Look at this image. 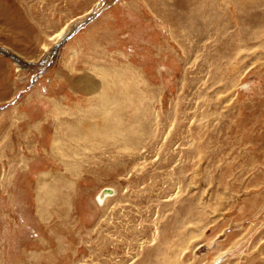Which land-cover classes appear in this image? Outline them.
<instances>
[{
    "label": "rangeland",
    "instance_id": "1",
    "mask_svg": "<svg viewBox=\"0 0 264 264\" xmlns=\"http://www.w3.org/2000/svg\"><path fill=\"white\" fill-rule=\"evenodd\" d=\"M0 264H264V0H0Z\"/></svg>",
    "mask_w": 264,
    "mask_h": 264
},
{
    "label": "bare ground",
    "instance_id": "2",
    "mask_svg": "<svg viewBox=\"0 0 264 264\" xmlns=\"http://www.w3.org/2000/svg\"><path fill=\"white\" fill-rule=\"evenodd\" d=\"M65 32L63 31V32H61V33H59L58 34V36H57V40L60 38V37H62V35L64 34ZM50 46V45H49ZM6 83V82H5ZM125 96V95H124ZM102 99L100 100L101 101V105H103L104 107H108V106H106V105H108V104H110V102L109 101H112L113 99V97H110L111 99H109V98H107V96L105 95V96H103V97H101ZM118 98V97H117ZM119 102V103H118ZM118 102H116L117 103V105H116V110H118L119 108V106H120V109H122L121 108V104H122V102L123 101H118ZM121 102V103H120ZM114 103H115V101H114ZM126 103V102H125ZM112 104V103H111ZM131 104V103H130ZM124 105V104H123ZM122 105V106H123ZM124 107V106H123ZM118 110V111H116V112H114L113 114H111L109 117H107L103 122H102V124L100 125V126H103V127H101V128H96V127H94V128H96L97 130H100V129H102V130H100V131H102V132H104V131H106L107 130V128H111V129H113L114 131H116L117 133H120V132H122V131H125V130H127V131H129V133H128V135L132 138L133 137V134H134V132L132 131V130H129V129H127V127H125L124 126V128H122L120 125V122H121V120H122V116H121V114H120V111L121 110ZM133 120V119H132ZM80 122V121H79ZM133 123V122H132ZM132 125V124H131ZM99 126V125H98ZM123 126V125H122ZM133 126V125H132ZM134 127V126H133ZM133 129V128H132ZM135 130V129H134ZM100 131H96V132H91V135L89 136L90 138H91V140H93L94 138H97V137H99V136H101L103 133L102 132H100ZM136 131V130H135ZM138 131V130H137ZM74 132V131H73ZM107 132V131H106ZM80 134V133H79ZM136 134V133H135ZM79 136V135H78ZM86 136V135H85ZM120 136V135H119ZM124 137V136H123ZM129 139V138H128ZM132 139H134V138H132ZM132 141V140H131ZM135 141V140H134ZM129 142V141H128ZM106 193V191H103V193H101L100 195H99V200H101L102 198H104L105 196H104V194ZM105 199H106V197H105Z\"/></svg>",
    "mask_w": 264,
    "mask_h": 264
},
{
    "label": "water",
    "instance_id": "3",
    "mask_svg": "<svg viewBox=\"0 0 264 264\" xmlns=\"http://www.w3.org/2000/svg\"><path fill=\"white\" fill-rule=\"evenodd\" d=\"M89 20H90V18H87V19H85V22H89ZM76 29L74 28V30H76ZM72 32H75V31L72 30ZM72 32H70L67 36H65L61 41H59L56 44L55 48L53 49L52 55H54L58 51V48L60 47V45L71 36V33ZM7 55L10 56V57H12L15 60V62H17V63L20 61L19 58H17L16 56H14L11 53H8Z\"/></svg>",
    "mask_w": 264,
    "mask_h": 264
}]
</instances>
